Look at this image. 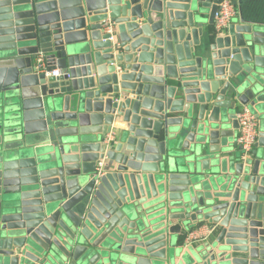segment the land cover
I'll return each mask as SVG.
<instances>
[{
    "label": "water",
    "instance_id": "95a60500",
    "mask_svg": "<svg viewBox=\"0 0 264 264\" xmlns=\"http://www.w3.org/2000/svg\"><path fill=\"white\" fill-rule=\"evenodd\" d=\"M250 2L0 0V264H264Z\"/></svg>",
    "mask_w": 264,
    "mask_h": 264
},
{
    "label": "built area",
    "instance_id": "2783aa9c",
    "mask_svg": "<svg viewBox=\"0 0 264 264\" xmlns=\"http://www.w3.org/2000/svg\"><path fill=\"white\" fill-rule=\"evenodd\" d=\"M238 15V9L229 1L221 4L215 18L214 30L223 32L231 25L233 19ZM48 75L60 77V70H55ZM239 131L237 135V144L247 154L250 153L259 139V121L248 109H244L238 114ZM208 234L207 229L191 232L186 237L188 244L201 240Z\"/></svg>",
    "mask_w": 264,
    "mask_h": 264
},
{
    "label": "crops",
    "instance_id": "0c3cea01",
    "mask_svg": "<svg viewBox=\"0 0 264 264\" xmlns=\"http://www.w3.org/2000/svg\"><path fill=\"white\" fill-rule=\"evenodd\" d=\"M248 6L250 7L248 9L251 10V12L253 14H263L264 13V0H257V1L252 0V2H250V4ZM235 19H233V21ZM237 135H238V133H237Z\"/></svg>",
    "mask_w": 264,
    "mask_h": 264
}]
</instances>
